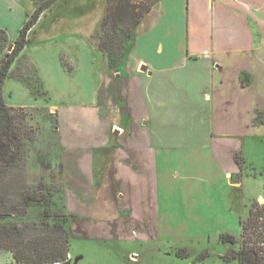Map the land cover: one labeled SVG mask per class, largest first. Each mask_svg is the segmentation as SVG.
Here are the masks:
<instances>
[{"label": "crops", "instance_id": "obj_1", "mask_svg": "<svg viewBox=\"0 0 264 264\" xmlns=\"http://www.w3.org/2000/svg\"><path fill=\"white\" fill-rule=\"evenodd\" d=\"M81 39L83 48L73 46L70 55L61 47L73 44V37L53 40L59 45L54 66L44 70L39 62V70L35 68L50 95L56 80L65 88L78 76L89 81L91 90L84 92V83L77 82L86 100L62 99L66 104L58 105L51 95L59 119L63 172L77 181L78 190L86 191L85 198L94 194L95 204L85 221L93 215L103 218L100 227H133L141 232L140 247L159 241L161 224L185 233L186 239L208 244L221 242L220 234L229 232L238 240L235 244L222 242L227 248L219 254L236 253L241 221L248 216L253 199L264 203V194L257 193L242 217L232 211L234 203L228 198L229 191L241 188L238 181L244 176L238 181L232 177L240 171L234 156L243 150L247 133L233 127L234 120L254 118L263 108L254 109L249 93H253L254 68L262 64L264 53V0H159L141 21L117 68L108 67L104 53ZM41 45L42 51L50 48V43ZM61 54L71 61V69L63 67ZM242 73L249 75L245 84L240 80ZM19 86L29 92L13 79L8 93ZM65 91L72 93V89ZM191 112L204 122L189 131L196 138L178 141L171 135V118H185ZM212 164L216 174H212L213 168L209 171ZM170 166L169 177H164ZM184 167L198 168V174ZM164 191L182 197L184 193L186 198L188 192L194 194L192 198L211 197L210 206L185 213L162 212L160 195ZM161 214L165 216L161 218ZM234 222L238 233L232 229ZM163 235L161 240L177 241V235ZM141 252L132 251L131 257L144 264Z\"/></svg>", "mask_w": 264, "mask_h": 264}, {"label": "rangeland", "instance_id": "obj_2", "mask_svg": "<svg viewBox=\"0 0 264 264\" xmlns=\"http://www.w3.org/2000/svg\"><path fill=\"white\" fill-rule=\"evenodd\" d=\"M44 1L45 0H0V27L6 29L8 41L10 43L13 42L27 15L44 3ZM127 2L137 4V6L148 4V1L143 0H56L49 8L45 9V12L41 14L36 25L28 33L29 39L37 43H31L28 48L23 49L18 59L12 63L10 75L5 79L3 84V87L5 85L3 96L8 104L13 103V106H24L27 109H32L30 115L32 117L29 118V122L41 127V135L34 145L37 149H44V144L50 139L48 131L54 123L53 115H55L56 111L51 103V95L53 101H57L58 105L66 104V102H62V99H68V101L86 100L87 97L82 96L80 89L77 87V82L81 81L84 83L85 88L82 89V92H84L86 89L91 90L89 81H86V77H83L82 80V78L78 76L69 82L70 87L65 88L56 80V89L53 94L50 95L48 93V95L40 96H35L31 93L29 85L25 81L20 80L19 81L29 92L26 93L25 89L19 86L18 89H11L10 93H8L9 81L13 79L18 80L14 76L16 72L26 73L23 61L24 58H26L25 60L29 61L34 68L37 66L38 70L40 67L38 65L39 62L44 70H46L47 67L54 66L57 53L56 49L59 45L52 42L53 40L56 42L61 40L66 41L69 40L70 37H73V40H71L73 44L70 43L61 47V51H64L68 55H70L69 51H73V46L76 49L83 48L82 37L85 38L91 48H96V37L105 16L114 7L120 4H126ZM1 6H4L7 10ZM42 43H50L48 46L50 48H44V51H42L40 49ZM44 44H42L41 47ZM96 50L99 49L96 48ZM61 56H64L65 61L72 67V63L69 61L68 57H66L65 54H61L60 58ZM80 57L86 60V56L82 52ZM261 59L262 64H257L254 68L253 75L255 79L252 89L253 93H249V96L252 97L250 103L254 109L260 105L264 107V53ZM18 69H20V71ZM31 77H34V75L32 74ZM31 82L33 85L37 84L35 79H32ZM58 88L61 89L60 93L58 92ZM67 89H72V91H70L72 93H66L65 90ZM99 96L101 98L100 90ZM34 97H36V99L39 98L36 100ZM181 111L186 112L184 109ZM170 116H174V113L171 112ZM255 116L256 114H254V117ZM171 120H173L170 129L171 135L181 142L196 138L192 136L193 134H190L189 131L191 132L192 128H199L204 122L201 117L197 116L195 118L193 113L191 116L187 114L185 118L176 116L171 118ZM234 121L233 127L238 126L241 132H247L242 139L244 141L243 150L241 151L245 168L243 171L240 170L236 175L232 176L234 180L236 179V181H238L244 173L242 180L238 181V186L241 188L238 192L229 191L228 198L231 200V203H234L232 211L239 213V215L243 217L247 213L248 205L251 201L250 198L255 197L257 193L264 194V124H254L252 116L239 118ZM208 122L209 121L206 120V126H209L210 123ZM205 155L206 152L204 153V156ZM189 162L190 161L186 162V164ZM56 164L57 162L54 163V165ZM213 164L210 165L209 171L212 170ZM169 168L171 170V166L167 167L164 177H169ZM184 169L191 174H198V168L184 167ZM58 170V166H54V172L51 174L54 177L50 178V180L57 183H65V189L67 190L70 246L68 261L65 264H140V262L134 261V258L131 257L132 251L136 250H142L141 253L144 255V264H237L236 260L226 261L220 257L219 253H222V251L227 248L226 244L215 240L210 244L203 243L202 241H192L190 238L186 239L184 236L185 233H179L178 229L169 230L164 228L162 224L160 227L159 241L155 244L152 242H145L144 247H140L137 243V239L141 232L133 229V227L126 229H121L119 227H113L111 229L108 225L100 227L98 223H104L103 218L99 217V219H94L93 215L87 217L85 221L84 216H87L88 209L90 212L91 207L95 204V198H93L94 194L92 193L91 197L85 198L86 191H81V189L78 190L77 181H72L65 173L63 174L62 180V173ZM40 173L48 175V172L45 171H40ZM212 174H216L215 166ZM38 176L39 173H30V175H28L31 179H35V177ZM187 194L188 197L186 198V194L184 193L182 197L181 193L175 192L174 194H169L164 191V194L160 195L161 211L172 212L177 210L180 213H185L193 209L210 206L209 200L211 197H208L209 200H206V198L202 199L201 196H194V198H192L194 194L190 192ZM258 199L261 200V197H258ZM253 200L258 202L257 198ZM86 207L87 211L85 212L83 209ZM79 210L85 214L82 215ZM41 212V207L32 206L29 209L28 216L29 218H36ZM164 216L165 215L161 214V218ZM103 217L105 218V215ZM232 220L235 221L234 217ZM87 221H91L92 224L89 225ZM117 222L118 221H115L114 223ZM232 229L236 230L237 233L239 232L235 222L233 223ZM163 233L173 236L177 235V241H173L175 240L174 238L172 241L161 240L164 237ZM213 233L214 231L211 232L212 235ZM180 235H182V237H180ZM174 242L176 245H173ZM180 248L188 250V255H178L177 250ZM205 249L210 251V255L205 259L196 260L195 257ZM10 261L11 256L0 250V263L6 264Z\"/></svg>", "mask_w": 264, "mask_h": 264}, {"label": "trees", "instance_id": "obj_3", "mask_svg": "<svg viewBox=\"0 0 264 264\" xmlns=\"http://www.w3.org/2000/svg\"><path fill=\"white\" fill-rule=\"evenodd\" d=\"M55 1L45 0L27 15L12 42L11 51L7 50L10 42L6 29L0 28V250L11 256V261L6 264H65L68 261L70 237L65 183L50 180L54 177L51 175L54 166H58L62 180L64 174L58 113L55 111L54 123L48 131L50 139L44 144V149H37L34 145L41 135V127L29 122L32 109L9 105L3 96V84L10 75L12 63L23 49L37 43L29 39L28 33L45 9ZM143 1H148V4H120L101 22L96 48L104 53L108 67L117 68L122 64L138 26L159 0ZM25 59L26 73L16 72L14 76L25 81L35 96L48 95L37 70ZM60 60L65 69H71L64 56ZM32 74L34 77H31ZM248 76L242 73V84L247 82ZM32 79L37 84L33 85ZM253 123L264 124V107L253 118ZM234 159L243 171L245 166L241 151L235 154ZM40 171L48 172V175ZM30 173H39V176L31 179L28 177ZM32 206L42 208L36 218L28 216ZM259 216L264 217V203L260 205L254 200L248 216L241 221V243L237 252H225L220 257L226 261L235 258L237 264H264V224L261 230L258 229ZM219 239L233 244L238 240L229 232H222ZM177 254L186 256L188 252L180 248ZM208 255L209 252L204 250L195 259L202 260Z\"/></svg>", "mask_w": 264, "mask_h": 264}, {"label": "built area", "instance_id": "obj_4", "mask_svg": "<svg viewBox=\"0 0 264 264\" xmlns=\"http://www.w3.org/2000/svg\"><path fill=\"white\" fill-rule=\"evenodd\" d=\"M260 205H262L263 203H259ZM264 217L263 216H259L258 218V229L261 230V228L263 227V224H264Z\"/></svg>", "mask_w": 264, "mask_h": 264}, {"label": "water", "instance_id": "obj_5", "mask_svg": "<svg viewBox=\"0 0 264 264\" xmlns=\"http://www.w3.org/2000/svg\"><path fill=\"white\" fill-rule=\"evenodd\" d=\"M12 47H13V43H10L9 46H8V48H7V50L8 51H11Z\"/></svg>", "mask_w": 264, "mask_h": 264}]
</instances>
